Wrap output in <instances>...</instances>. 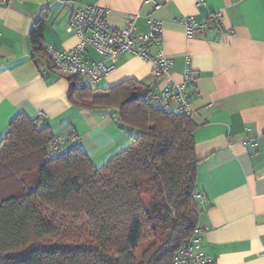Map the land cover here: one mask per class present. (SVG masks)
Here are the masks:
<instances>
[{"label":"crops","instance_id":"crops-1","mask_svg":"<svg viewBox=\"0 0 264 264\" xmlns=\"http://www.w3.org/2000/svg\"><path fill=\"white\" fill-rule=\"evenodd\" d=\"M87 5L109 10L108 23L117 28L126 26L131 15L142 32L149 28L148 17L162 20L174 81L183 80L190 58L196 79L187 93L198 111L194 136L201 159L197 184L206 196L200 206L203 249L215 264H264V0L0 2V139L17 115L35 120L45 111V125L54 134L76 127L82 146L101 166L130 144V132L109 108L74 101L75 78L55 75L51 59L36 50L31 37L41 21L44 45L73 47L79 37L68 31V22L74 8ZM216 11L224 14V27L215 22L212 29L189 36L178 22L182 17L203 21ZM85 56L96 62L103 58L91 46ZM152 68L139 55L122 53L115 70L86 84L101 92L134 78L156 91L165 80Z\"/></svg>","mask_w":264,"mask_h":264},{"label":"trees","instance_id":"trees-1","mask_svg":"<svg viewBox=\"0 0 264 264\" xmlns=\"http://www.w3.org/2000/svg\"><path fill=\"white\" fill-rule=\"evenodd\" d=\"M31 37L48 57L41 21ZM71 86L76 102L109 108L131 142L97 166L76 127L54 134L46 119L17 115L0 139V264H175L178 249L195 236L208 256L195 117L174 104L153 105L149 97L159 89L134 78L101 92ZM57 137L65 147L54 151ZM73 137L80 139L70 147Z\"/></svg>","mask_w":264,"mask_h":264},{"label":"built area","instance_id":"built-area-1","mask_svg":"<svg viewBox=\"0 0 264 264\" xmlns=\"http://www.w3.org/2000/svg\"><path fill=\"white\" fill-rule=\"evenodd\" d=\"M10 1L12 0H0L1 3H10ZM160 6L161 4L156 3V8ZM108 12L109 10L106 8L97 5H87L73 9L68 22V31L76 32L79 37L78 43L68 49H58L50 44H46L44 47L45 52L51 59L53 73L59 76H74L76 86L84 87L86 80L98 82L115 70L119 56L122 53H134L152 62L153 75L158 79L165 80V84L160 87L158 92L149 97V101L153 105L163 108H168L171 104H174L178 111L195 117L198 111L192 108L187 87L195 81L196 75L189 66L190 58L188 57L183 80L176 82L172 79L170 68L173 65V60L164 51L162 20L154 16L148 17L149 28L146 32H142L136 24V15L130 16L129 23L126 26L117 28L108 23ZM178 22L183 24L187 34L192 36L196 32L212 29L215 22L224 27V14L216 11L203 21L182 17L178 19ZM88 46L93 47L103 57L101 61H91L85 56ZM117 111L115 112L117 113ZM46 118L47 114L41 112L40 121ZM78 139L80 138H71L73 143L70 147L75 146ZM60 141V137L51 140V149L55 151L57 144L65 145V142ZM198 197L205 198L202 195H198ZM199 240L200 238L195 236L184 242L175 254V264L212 263V259L201 251Z\"/></svg>","mask_w":264,"mask_h":264},{"label":"rangeland","instance_id":"rangeland-1","mask_svg":"<svg viewBox=\"0 0 264 264\" xmlns=\"http://www.w3.org/2000/svg\"><path fill=\"white\" fill-rule=\"evenodd\" d=\"M42 112H44V113H46L45 111H42ZM47 114V113H46ZM65 239H67V240H71V239H73V238H75V236H73L72 234H65ZM47 241V240H46ZM147 245V242H143V243H141L140 245H139V247H138V251H137V254L140 256L141 255V253L145 250V248L148 246H146Z\"/></svg>","mask_w":264,"mask_h":264}]
</instances>
